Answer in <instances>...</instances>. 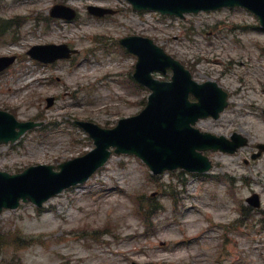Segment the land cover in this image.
I'll return each mask as SVG.
<instances>
[{
	"label": "rangeland",
	"instance_id": "obj_1",
	"mask_svg": "<svg viewBox=\"0 0 264 264\" xmlns=\"http://www.w3.org/2000/svg\"><path fill=\"white\" fill-rule=\"evenodd\" d=\"M55 3L73 7L75 18L50 17ZM91 4L117 12L94 16ZM0 26V56H17L0 73V109L18 120L43 121L0 145L2 170L56 165L90 150L92 140L76 119L109 128L140 111L147 90L132 81L136 57L118 43L128 35L151 38L194 80H214L228 92L219 118L198 120L199 129L249 139L233 154L205 151L213 166L203 174L154 175L138 157L112 154L90 179L41 208L21 203L4 210L0 264H264V153L250 157L264 143V30L254 15L222 8L179 18L135 12L125 0H0ZM43 43L78 52L41 63L26 51ZM253 192L259 208L245 200ZM136 197L143 212L153 211L148 227Z\"/></svg>",
	"mask_w": 264,
	"mask_h": 264
},
{
	"label": "water",
	"instance_id": "obj_2",
	"mask_svg": "<svg viewBox=\"0 0 264 264\" xmlns=\"http://www.w3.org/2000/svg\"><path fill=\"white\" fill-rule=\"evenodd\" d=\"M129 1L133 3L134 9L157 8L161 12L178 15L186 11L241 5L252 10L264 26V0ZM88 9L98 15L111 12L97 6H89ZM50 14L70 19L74 16V11L64 5H54ZM120 42L138 56L134 77L151 89L145 108L134 116L120 119L110 129L92 122L77 121V124L89 132L95 148L82 156L58 164V171L51 164L32 165L18 173L0 171V212L3 207H16L20 199L40 206L62 189L85 181L108 159L111 146L117 153L139 156L154 173H161L177 167L205 171L211 164L202 155V150L220 149L233 152L246 143V139L236 133L232 140H227L223 136L216 137L192 127L200 117H218L219 112L227 105L226 93L215 82L198 84L193 81L189 72L178 61L167 55L149 38L129 36ZM53 49H58L60 53L53 52ZM42 50L52 52L48 54ZM28 53L45 62L69 55L65 45H35ZM13 61L14 56L0 57V70ZM167 67L174 71L170 82L152 77L153 70L164 73ZM189 93L195 95L196 102L188 99ZM47 101L50 105L53 98L49 97ZM40 124L34 121H17L11 113L0 110V144L12 143L27 129Z\"/></svg>",
	"mask_w": 264,
	"mask_h": 264
},
{
	"label": "bare ground",
	"instance_id": "obj_3",
	"mask_svg": "<svg viewBox=\"0 0 264 264\" xmlns=\"http://www.w3.org/2000/svg\"><path fill=\"white\" fill-rule=\"evenodd\" d=\"M29 78H31V77H29ZM28 81H29V79H28Z\"/></svg>",
	"mask_w": 264,
	"mask_h": 264
}]
</instances>
